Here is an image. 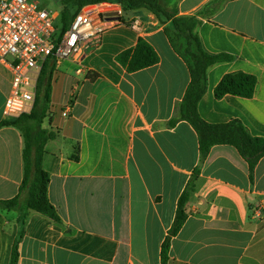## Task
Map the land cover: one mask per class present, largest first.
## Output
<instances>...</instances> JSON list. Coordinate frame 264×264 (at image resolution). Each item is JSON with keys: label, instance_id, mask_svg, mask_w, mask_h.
<instances>
[{"label": "crops", "instance_id": "0c3cea01", "mask_svg": "<svg viewBox=\"0 0 264 264\" xmlns=\"http://www.w3.org/2000/svg\"><path fill=\"white\" fill-rule=\"evenodd\" d=\"M210 1L166 4L191 16ZM124 15L80 62H44L52 74L46 127L57 134L46 145L44 167L61 222L30 211L22 224L18 212L0 210V264H10L22 230L18 264H162L179 199L196 170L198 189L171 240L167 264H264V157L252 175L233 146L215 145L201 161L193 125H171L180 117L191 75L166 33L170 22L146 9ZM137 18L140 29L131 25ZM198 34L206 52L233 57L208 70L200 118L211 125L239 121L251 136L264 138V0H226ZM140 38L160 59L130 73L117 56ZM239 72L256 78L254 95L218 99L223 77ZM12 78L0 63V123L10 120L3 109ZM23 149L20 130L0 129V200L19 192Z\"/></svg>", "mask_w": 264, "mask_h": 264}, {"label": "trees", "instance_id": "16d2710c", "mask_svg": "<svg viewBox=\"0 0 264 264\" xmlns=\"http://www.w3.org/2000/svg\"><path fill=\"white\" fill-rule=\"evenodd\" d=\"M61 5L59 12L60 33L62 37L70 28L76 15L90 3L112 2L123 6L124 11L146 9L154 13L164 22H170L166 33L173 47L185 59L191 75V82L181 104L180 117L173 120L171 125L178 120L189 121L199 134L201 161H204L210 149L215 145H229L238 150L240 155L248 162L251 175L256 165L264 157V138L253 137L239 121L228 124L211 125L204 122L197 111V106L207 86L208 70L222 62L233 59L227 54H210L203 48L198 28L204 20L210 19L225 3L226 0H212L200 11L191 16H179L177 10L167 8L166 0H56ZM155 49L144 39L140 38L137 45L123 51L117 56V61L128 72L151 67L159 62ZM95 75L91 79H95ZM51 82L52 74L45 64L38 78L36 101L30 113H25L15 120H6L0 123V129L12 126L21 131L24 137L23 162L24 176L18 194L9 200H0V210L15 211L20 214V222L25 223L30 211L40 212L56 222H61L49 199L48 188L50 173L44 167L46 145L56 139L57 134L43 125L47 118L51 120ZM257 80L254 76L245 73L227 74L215 89L218 99L226 95L250 98L254 95ZM196 170L182 193L176 212L175 221L162 248V264L169 260L171 240L177 236L187 219L186 206L198 189L199 175ZM23 232V230H22ZM16 239L10 264H18L19 243L23 233Z\"/></svg>", "mask_w": 264, "mask_h": 264}, {"label": "built area", "instance_id": "2783aa9c", "mask_svg": "<svg viewBox=\"0 0 264 264\" xmlns=\"http://www.w3.org/2000/svg\"><path fill=\"white\" fill-rule=\"evenodd\" d=\"M124 13L119 3L87 4L61 37L55 25L59 12L40 9L38 2L30 0H0V63L6 64L13 75L4 117L15 120L32 111L45 61L53 58L56 62H80L86 51L99 47L108 30L122 23ZM131 25L140 29L141 20L134 19ZM8 56L13 57L11 62ZM255 212L262 215L261 208Z\"/></svg>", "mask_w": 264, "mask_h": 264}, {"label": "rangeland", "instance_id": "374dc122", "mask_svg": "<svg viewBox=\"0 0 264 264\" xmlns=\"http://www.w3.org/2000/svg\"><path fill=\"white\" fill-rule=\"evenodd\" d=\"M32 2H38L39 3V8L40 9H46V10H51L52 12H60L61 10V5L56 1V0H30ZM125 18V15L122 16ZM58 33H60V24H59V19L55 23ZM13 59L12 56H8V61L11 62ZM49 121V118L46 119L43 128L44 129H49L46 126V122Z\"/></svg>", "mask_w": 264, "mask_h": 264}, {"label": "water", "instance_id": "95a60500", "mask_svg": "<svg viewBox=\"0 0 264 264\" xmlns=\"http://www.w3.org/2000/svg\"><path fill=\"white\" fill-rule=\"evenodd\" d=\"M110 16V15H109Z\"/></svg>", "mask_w": 264, "mask_h": 264}]
</instances>
